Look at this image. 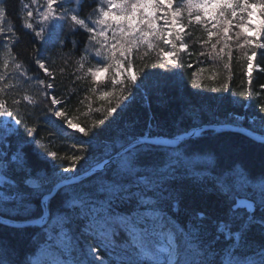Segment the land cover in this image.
Returning a JSON list of instances; mask_svg holds the SVG:
<instances>
[{
    "label": "snow or ice",
    "instance_id": "obj_1",
    "mask_svg": "<svg viewBox=\"0 0 264 264\" xmlns=\"http://www.w3.org/2000/svg\"><path fill=\"white\" fill-rule=\"evenodd\" d=\"M37 4L38 0H30L17 10L21 13L17 18L22 21V29L30 30L42 43L53 45L59 33L65 30L73 36L86 35L82 59L95 61V64L87 68L83 78H91L89 91L99 93L98 99L109 100L106 112L112 120L115 119L113 113L119 115V111L127 107V101L136 95L142 76L149 75L133 71L138 57L141 60L154 57L155 63L145 67L172 71L183 67L181 57L188 53L207 56L227 70L237 52L240 55L236 59L247 63L250 86L257 50H264V0H91V3L89 0H45L39 9H34L32 6ZM7 13V3L0 0V22L5 20ZM37 16L40 18L38 25L34 24ZM197 31L200 35L194 43L206 51L192 53L186 41ZM12 32L9 28L6 33L0 23V37L3 38L0 43L7 42L6 52H0V166L12 168L21 178L15 188V207L11 211L29 213L32 202L40 201V233L34 237L37 245L48 244L53 235H63V251L72 254L69 233L73 225L83 226L90 235L98 233L102 242H110L116 236L113 229L122 224L128 237L124 238L122 256L115 264H264V180L257 188L244 175H239L240 185L253 193L250 197L253 203L246 205L249 211L243 215L238 216V208L229 205L226 209L209 208L208 216L203 212L186 213L185 219L177 223L183 195L177 183L181 178L187 177L194 191H206L211 185L225 200L236 190L233 185L212 178L221 159L230 154L226 146L194 149L182 143L183 136L165 140L152 136L150 130L138 134L127 125L106 138L98 158L100 171L93 170L87 181L77 176L79 162L87 160L92 152L93 138L111 120H98L90 128L74 123L61 107L67 101L48 94L55 87L54 83H45L38 76H27L30 66L26 64L31 61L38 72L54 78L47 58L35 49L26 59L14 54L20 38L12 42ZM8 43L11 47H7ZM60 43L63 46L64 41ZM75 44L73 41L74 47ZM80 68H84L83 63ZM12 76H18L23 83L36 79L43 86L44 99L49 101L48 113L55 117L51 122L59 124L63 132L71 130L87 138L71 145L80 155L63 157L70 161L68 167L55 172L33 169L23 150L27 141L23 140L18 141L12 159H8L4 142L18 135L21 123L20 119L13 121L14 112L9 110L12 105L4 98L14 87L5 83ZM193 77L197 87L204 86L196 78L197 73L194 72ZM109 84L111 91H101ZM228 87V83L222 85L223 90ZM23 99L33 103L29 96ZM112 99L116 100L115 105ZM13 104L18 105L19 101ZM260 111L264 112V105L260 106ZM196 115L194 112L193 116ZM34 131L35 128L27 129L29 135ZM258 139H264V134ZM7 148L11 149L12 144ZM194 152L204 153L205 157L195 159ZM48 155L56 157L57 153ZM240 167L237 164L228 171ZM52 203L54 210L50 207ZM121 210L128 212L126 218L121 216ZM214 212H225L223 221L214 216ZM157 233L170 238L163 250L149 242ZM105 246L115 251V244ZM10 255L0 241V264H13ZM81 256L72 264H95L97 259L100 264H111L101 259L91 245ZM22 264H32V261L24 260ZM35 264L44 262L36 261ZM56 264L65 262L57 261Z\"/></svg>",
    "mask_w": 264,
    "mask_h": 264
},
{
    "label": "trees",
    "instance_id": "obj_2",
    "mask_svg": "<svg viewBox=\"0 0 264 264\" xmlns=\"http://www.w3.org/2000/svg\"><path fill=\"white\" fill-rule=\"evenodd\" d=\"M5 2L8 6V13L1 23L6 33L9 28L13 29L12 42H15L17 37L20 38L13 53H18L26 59L28 54L35 49L47 58L49 69L54 73V78L45 77L43 72H38L37 66L29 61L26 64V67L30 66L27 76H38V79L44 80L45 83H54L55 87L49 90L48 94L54 95L58 100L67 101V103H62L61 107L79 126L90 128L98 120L103 119L106 122L111 120V123L99 130L97 136L93 138L92 152L87 160L79 162L76 174L99 162L98 158L103 144L106 143V138L127 125H131L138 134L150 130L152 136H174L196 126L216 123L243 125L264 134V112L260 111V106L264 105V88H261V85H264V55L261 54L264 53V50H257L258 54L253 62L250 86L247 78V63L236 59L240 55L237 52H234V58L227 70L220 62L208 59L207 56H190L188 53H184L181 57L183 67L172 71L159 67H145L146 64L155 63L154 57L147 60H141L138 57L133 71L140 72L141 75L143 72H147L149 75L142 76L136 95L127 101V107L120 110L119 115L113 113L115 119L112 120L106 112L109 100L98 99L99 93L89 91L91 78H83L87 68L95 64V61L89 62L82 59L86 35L82 36L77 33L73 36L66 34L67 30H65V32L59 33V39L55 41L54 45L42 43L34 37V33L30 30L22 29V21L17 18L21 15L17 10L22 3H30V0H5ZM32 7L39 9L40 0L37 5ZM34 24H39L38 16ZM199 35L198 31L194 32L192 39L186 41L190 45L189 52L206 51L194 43ZM2 39L0 37V41ZM60 41H64L63 46ZM73 41H76L75 47ZM5 43L7 42L0 43V52H6ZM7 47H11V44L8 43ZM81 63L84 64L83 69L80 68ZM8 71L11 72L12 69L9 68ZM194 72L197 73L196 78L204 85L203 87H197L194 84ZM5 83L14 85L4 95V98L12 105L9 109L14 112L12 119L13 121L21 120L18 135H14L10 141L5 140L4 142L8 159H12L18 141L23 140L27 141L23 145V150L27 153L33 169L55 172L68 167L70 161L63 157L80 155L81 153L73 149L71 145L83 142L87 138L80 137L78 133L73 134L71 130L63 132L59 124L51 122L55 120V117L48 113L49 101L44 99L43 86L38 84L36 79L23 83L18 76H12ZM224 83L229 85L227 90L222 89ZM213 89L221 90L213 91ZM111 90L110 84L108 87L101 88V91ZM24 96H29L33 103L24 100ZM14 101H19V104H13ZM111 103L115 105L116 100L112 99ZM17 110L18 114H16ZM194 112L197 114L195 117L193 116ZM12 127H15L14 123ZM96 127L100 129L99 125ZM29 128H35L31 135L27 132ZM9 143L12 144L11 149L7 148ZM182 143H186L194 149L226 146L230 150V154L221 159L219 166L212 173V178L221 183L231 184L236 190L225 200L211 185L206 191H194L192 182L187 177L181 178L177 183V187L183 194L179 204L177 223L185 219L186 213L198 215L203 212L205 216H208L209 208L226 209L229 205L232 206L237 196H245L250 199L253 193L240 185L239 175L241 174L254 183L257 188L259 183L264 180V143L254 141L234 131L214 133L211 130H205L199 136L185 139ZM50 152H56V157L48 155ZM193 156L195 159H201L205 157V154L194 152ZM237 164L241 167L235 171H228ZM0 169V173L5 178L4 184L0 185V196H3V202L0 203V214L15 219L39 216L41 213L39 199L32 202L29 213L11 211L15 207V188L21 178L12 168L6 169L0 166ZM85 180L87 181V178ZM24 186L30 187L28 184ZM50 207L54 210L55 204L52 203ZM246 212L248 211L238 209L237 215H243ZM120 214L126 218L128 212L121 210ZM213 215L218 216L221 221L225 218V212H214ZM211 227L213 226L210 225ZM113 230L116 231L115 238L110 242H102L98 233L90 235L83 226L73 225L69 233L72 254L63 251V235H53L48 244L37 245L34 237L40 233V229L36 225L16 227L0 223V241H3L9 250L10 260L13 264H22L24 260H31L32 264H35L36 261H43L44 264H56L57 261L72 264L73 260L82 258V251L86 252L89 245L97 249L98 256L115 264L122 256L121 247L125 246L124 238L128 237V232L124 230L122 224ZM43 239H47V237H43ZM149 242L163 250L164 235L157 233L150 238ZM108 243L116 245L115 251L111 247L105 246ZM62 251L63 254H61ZM161 259H163V255ZM95 264H100V262L96 260Z\"/></svg>",
    "mask_w": 264,
    "mask_h": 264
},
{
    "label": "water",
    "instance_id": "obj_3",
    "mask_svg": "<svg viewBox=\"0 0 264 264\" xmlns=\"http://www.w3.org/2000/svg\"><path fill=\"white\" fill-rule=\"evenodd\" d=\"M201 129H203V131L212 130L213 132L234 131V132L241 133L244 136H246V137H248V138H250V139H252L254 141L263 142L264 143V139H258V137L262 136V133L256 132V131H254V130L246 127V126H243V125L230 124V123L204 124V125H201V126H196V127L190 128L188 131L183 132V133H178V134H176L174 136H164V135H154V136H161L165 140H175L177 136H183L184 140H185V139L193 138V137L199 135L201 132H203V131H201ZM99 163L92 165L87 170H85V171H83V172H81L79 174H76V175L80 176L82 179H85V178L88 177V175L93 170L99 172L100 169H99V167H97V165ZM252 203H253V200L248 199L246 197H236L235 198V202L233 203L232 207L244 208V209L249 211V209L246 207V205L252 204ZM41 212H42V209H41ZM29 220H31L32 223H29ZM0 223L1 224H6V225H12V226H24V225H29V224L30 225H38L39 226L40 221H39V216H37L35 218H32V219L18 220V219L9 218V217H6V216H3V215L0 214Z\"/></svg>",
    "mask_w": 264,
    "mask_h": 264
},
{
    "label": "rangeland",
    "instance_id": "obj_4",
    "mask_svg": "<svg viewBox=\"0 0 264 264\" xmlns=\"http://www.w3.org/2000/svg\"><path fill=\"white\" fill-rule=\"evenodd\" d=\"M44 2H45V0H40V7L44 4ZM16 5H18V2H16ZM65 7H67V5H65ZM40 19V18H39ZM1 23V22H0ZM90 47V46H89ZM94 164H97V163H94ZM94 164H92V165H94ZM92 165H90L89 166V168L92 166ZM0 172H1V169H0ZM4 182H5V178L3 177V175L0 173V185L1 184H4ZM3 202V196H0V203H2ZM87 249H88V247H87ZM97 260H100V259H97Z\"/></svg>",
    "mask_w": 264,
    "mask_h": 264
}]
</instances>
